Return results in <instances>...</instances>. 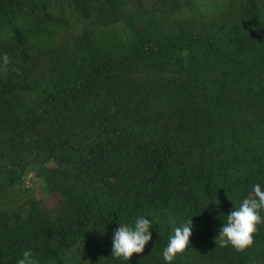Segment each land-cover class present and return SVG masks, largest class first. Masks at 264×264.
I'll return each instance as SVG.
<instances>
[{"label":"trees","instance_id":"1","mask_svg":"<svg viewBox=\"0 0 264 264\" xmlns=\"http://www.w3.org/2000/svg\"><path fill=\"white\" fill-rule=\"evenodd\" d=\"M256 183L264 0H0V264H166L189 218L173 264H264V224L214 239ZM137 215L152 240L112 256Z\"/></svg>","mask_w":264,"mask_h":264},{"label":"clouds","instance_id":"2","mask_svg":"<svg viewBox=\"0 0 264 264\" xmlns=\"http://www.w3.org/2000/svg\"><path fill=\"white\" fill-rule=\"evenodd\" d=\"M10 62L9 56L5 53L4 66ZM262 213H264V188L256 183L252 185L249 196L227 215L226 222L219 228V234L214 238L218 247L232 246L242 252L253 246L259 225L264 224ZM193 227V220L189 218L174 228V234L169 237V242L163 250L166 264H173L177 255L188 248ZM151 229L152 221L144 215H137L130 224H120L112 237V256L130 261L134 254H142L146 245L152 240ZM16 264H38V261L32 250L25 249Z\"/></svg>","mask_w":264,"mask_h":264},{"label":"rangeland","instance_id":"3","mask_svg":"<svg viewBox=\"0 0 264 264\" xmlns=\"http://www.w3.org/2000/svg\"><path fill=\"white\" fill-rule=\"evenodd\" d=\"M34 188H36V186H34Z\"/></svg>","mask_w":264,"mask_h":264}]
</instances>
